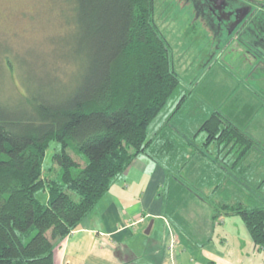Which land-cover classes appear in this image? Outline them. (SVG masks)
Returning a JSON list of instances; mask_svg holds the SVG:
<instances>
[{
	"label": "trees",
	"instance_id": "16d2710c",
	"mask_svg": "<svg viewBox=\"0 0 264 264\" xmlns=\"http://www.w3.org/2000/svg\"><path fill=\"white\" fill-rule=\"evenodd\" d=\"M55 3L68 34L62 61L75 64L69 83L49 74L34 81L24 71L20 98L9 93L5 101L0 92V264H55L58 244L142 152L160 161L158 150L170 149L165 170L176 165L172 174L197 192L183 173L192 154L208 158L203 147L216 143L223 153L231 143L225 155L232 152L231 168L243 172V160L257 146L246 127L217 111L191 138L168 139L164 128L149 136L150 123L180 83L170 44L155 22L154 0ZM5 60L7 67H17L8 54ZM199 132H206L201 145ZM52 140L61 144L53 154L59 176L47 178L44 159ZM70 148L86 158L85 165ZM45 188L49 198L43 203L36 192ZM225 196L212 198L213 217L240 214L264 253V205Z\"/></svg>",
	"mask_w": 264,
	"mask_h": 264
},
{
	"label": "rangeland",
	"instance_id": "374dc122",
	"mask_svg": "<svg viewBox=\"0 0 264 264\" xmlns=\"http://www.w3.org/2000/svg\"><path fill=\"white\" fill-rule=\"evenodd\" d=\"M55 1L0 0V92L5 101L9 93L18 98L22 95L19 88L23 86L24 71L30 72L34 81L49 74L69 83L75 64L65 59L62 61L68 34L64 31L65 17ZM154 18L170 44L173 67L180 83L150 123L149 136L164 128L168 139L175 136L191 138L197 134L201 123L217 111L246 127L257 144L243 160V172L231 168L232 152L225 155L231 143L223 153H217L216 143L203 147L209 159L200 151L201 154H192L183 173L196 185L197 192L173 175L177 166L172 162L173 171L170 167L165 170L172 181L164 188L166 193L173 194L178 202L189 201L192 194L202 196L199 192L216 201H222L225 194H229L232 201H243L251 206L264 205V70L257 66V59L247 52L246 45L233 40L235 34L215 39L212 29L198 17L194 0H154ZM7 54L15 61L16 68L6 66ZM57 82L52 81V85ZM205 135L206 132H199L198 144H203ZM60 148V142L52 140L47 149L44 159V176L47 178L59 176V165L53 160V154ZM69 151L82 166L85 165L84 156L71 148ZM231 151H236L235 147ZM138 156L141 159L140 156L150 155L142 152ZM149 158L166 168L165 165L170 164L171 151L167 148L158 150L160 161ZM218 164L224 166L222 171ZM218 181L220 186L215 187ZM36 196L46 203L49 191L39 189ZM189 203L186 210L193 206ZM209 204L212 206L211 202ZM178 207L181 213L184 212L181 204ZM224 217L227 219L216 225L215 235L219 239L227 238L228 242L241 248L239 259L242 264H264V253L252 241L242 216L226 214Z\"/></svg>",
	"mask_w": 264,
	"mask_h": 264
},
{
	"label": "crops",
	"instance_id": "0c3cea01",
	"mask_svg": "<svg viewBox=\"0 0 264 264\" xmlns=\"http://www.w3.org/2000/svg\"><path fill=\"white\" fill-rule=\"evenodd\" d=\"M140 157L58 244L55 264H242L241 248L214 233L227 218L213 217L212 197L178 202L162 164Z\"/></svg>",
	"mask_w": 264,
	"mask_h": 264
},
{
	"label": "flooded vegetation",
	"instance_id": "af4514ba",
	"mask_svg": "<svg viewBox=\"0 0 264 264\" xmlns=\"http://www.w3.org/2000/svg\"><path fill=\"white\" fill-rule=\"evenodd\" d=\"M194 1L198 17L212 29L215 39L235 34L233 40L246 45L264 70V0Z\"/></svg>",
	"mask_w": 264,
	"mask_h": 264
},
{
	"label": "bare ground",
	"instance_id": "6f19581e",
	"mask_svg": "<svg viewBox=\"0 0 264 264\" xmlns=\"http://www.w3.org/2000/svg\"><path fill=\"white\" fill-rule=\"evenodd\" d=\"M204 131V130H203Z\"/></svg>",
	"mask_w": 264,
	"mask_h": 264
}]
</instances>
